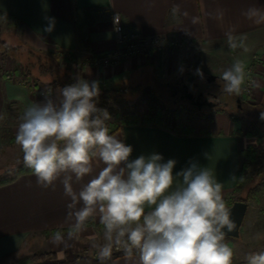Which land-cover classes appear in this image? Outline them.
<instances>
[{
  "label": "crops",
  "instance_id": "0c3cea01",
  "mask_svg": "<svg viewBox=\"0 0 264 264\" xmlns=\"http://www.w3.org/2000/svg\"><path fill=\"white\" fill-rule=\"evenodd\" d=\"M173 6L180 10L176 17L171 14ZM250 8L264 12V0H0V15L9 19L12 35L19 44L34 50L59 51L68 57L75 77L98 81L99 88L156 77L160 73L169 76L188 67L194 58V50L187 54L168 47L126 58L110 67L86 63L90 54L106 53L117 46L114 32V16L117 15L126 32L162 36L197 47L201 55L199 68L209 73L222 74L235 60H241L245 67V82L239 93L241 103L258 104L264 100V22L249 19L245 13ZM193 18H198L195 23ZM50 24L54 27L49 32L45 29ZM230 31L237 38H246L247 51L229 48L226 34ZM2 63L0 50V163L2 152L10 144L3 119L8 109L24 112L32 103L43 102L42 93L52 90L55 96V90L64 87L37 84L31 88L22 82L21 73L6 72ZM241 121H234L229 112L219 110L207 118L198 117L187 123L193 129L189 135H177L156 124L122 125L112 135L132 146L130 159L156 152L165 162L176 160L174 174L190 160L208 167L222 183L225 200L241 173L242 149L255 141V137L238 131ZM92 165L93 172L82 180L77 181L73 175L74 191L78 192L104 166L98 159H94ZM62 180L63 176L53 186L45 188L30 172L0 185V264L23 247L29 237L68 228L70 222L66 213L70 198L64 194ZM258 204L264 211V197ZM95 222H99L98 217ZM92 235V226H88L79 241L68 240L57 250L84 246L82 238ZM51 245L49 250L54 251V243ZM103 264H139V258L135 252L131 257L122 252ZM233 264H246V259Z\"/></svg>",
  "mask_w": 264,
  "mask_h": 264
},
{
  "label": "clouds",
  "instance_id": "9594fccd",
  "mask_svg": "<svg viewBox=\"0 0 264 264\" xmlns=\"http://www.w3.org/2000/svg\"><path fill=\"white\" fill-rule=\"evenodd\" d=\"M179 11L173 6L172 16ZM245 15L255 23L264 22L259 9L250 8ZM226 35L230 49L247 51L245 37L237 38L231 31ZM220 80L223 93L238 95L245 82L242 61L235 60ZM42 95L43 102L25 109L15 143L40 186H53L63 176L70 223L66 231L52 233V243L78 240L98 217L103 243L92 246L102 264L111 259L113 248L128 257L137 253L139 264H233L234 251L225 237L237 225L223 198V185L208 167L190 160L174 174L177 161L165 162L156 152L130 159L132 146L110 134L106 122L111 116L97 106L98 81L77 78L57 88L55 96L52 90ZM94 159L104 166L74 191L73 175L77 181L90 175ZM246 264H264V251L250 253Z\"/></svg>",
  "mask_w": 264,
  "mask_h": 264
},
{
  "label": "rangeland",
  "instance_id": "374dc122",
  "mask_svg": "<svg viewBox=\"0 0 264 264\" xmlns=\"http://www.w3.org/2000/svg\"><path fill=\"white\" fill-rule=\"evenodd\" d=\"M12 31L9 19L0 15V42H4V45L0 43V50L2 51L3 56V63L1 67L6 72L13 73L15 71V73L17 72L18 74H22L26 63L34 61V58H29L28 48L30 47L21 43L19 44L14 35H12ZM169 47H175L178 51H180L174 45ZM32 50L40 53L43 59H51L53 65H56V68H59L60 75L66 70L67 65H71L68 57H65L57 50ZM192 50H194L193 61L188 67L183 68L181 71L175 74L173 73L169 76H164V74L160 73L156 77L150 76L138 78L126 83V85H139V87L136 90L127 91L121 96L122 98L118 99V101L109 104L111 119L106 122L107 127L110 129L111 125H113V123L121 116L135 117L145 115L161 119L167 124H174L177 120H180L182 122L184 121V124L186 125L198 117L207 118L213 112L219 111H211L210 109L204 108L202 109L203 113L195 110L188 111V105L186 103L184 104V102L181 103L180 99L171 93L175 90L173 84L176 79L180 76L185 79L188 71H192L200 67V49L191 46L190 51ZM190 51H185V53L188 54ZM88 57L86 58V63L89 64ZM6 68H9L10 70H7ZM213 74L221 76L220 72ZM22 82L24 83V80H22ZM48 83V80L37 82L34 76H31L28 79V85L31 88H34L37 84L48 86ZM238 96H240V94H238ZM240 106V109H225V111L237 114L238 120L242 119L239 124L238 131L256 138L261 131H264V123L259 124V122L264 121V119H261V113H264V111L257 113L245 103H240ZM23 113L24 112L21 111H13V109L9 108L5 114V118H3L5 125H7V132L10 135V144L8 148L2 152L4 154L0 163V180H4L13 174V165L21 154L20 147L15 143V136L18 126L21 123ZM253 171L254 170L251 166H247L244 172L247 176H252ZM257 179L258 178L256 176H252L247 187L253 185ZM92 229L93 235L91 237L82 238L84 246L79 245L74 248V250L67 248L57 250V247L62 246V244H54L53 249L55 250H49V248H51L50 246H52L49 235H33L27 239L23 247H21L17 252L9 255L2 262V264H85L98 262L100 261L98 255H96V257H88L81 262L73 261V255L75 253L86 252L90 256L93 253L97 254L98 250L92 245L93 242L103 243V229ZM225 242L234 251L233 263L241 259H246L250 253L260 252L264 249V211L259 209L258 201H252L248 204L246 214L240 227L239 237H226ZM47 252H55L57 253V256L52 260L37 259L38 256Z\"/></svg>",
  "mask_w": 264,
  "mask_h": 264
},
{
  "label": "trees",
  "instance_id": "16d2710c",
  "mask_svg": "<svg viewBox=\"0 0 264 264\" xmlns=\"http://www.w3.org/2000/svg\"><path fill=\"white\" fill-rule=\"evenodd\" d=\"M4 45V42H0ZM28 56L29 58H34V61H29L23 68L22 80H24V84L28 85V79L31 76L36 78L37 82H41L44 80H48V86L54 85H70L76 81L71 68V65L66 66V70L60 75L59 68H56V65H53L52 60L49 58L43 59L40 53L33 51L31 48H28ZM139 85H126V83L120 85L109 86L105 88H100V95L98 97V107L107 109L109 111V104L112 102L118 101L121 96L124 95L127 91H133L138 89ZM248 107L252 108L257 113L264 111V100H262L258 104H247ZM188 111H194L192 109H187ZM217 110H225L224 108H220ZM229 115L232 120H238V115L229 112ZM264 123V121L259 122V124ZM131 124H143V125H151L156 124L158 126L169 129L171 132L177 135H189L193 133V129L191 127L186 126L182 121L177 120L174 124L164 123L161 119H158L153 116H121L117 121L111 125L109 129L110 134L116 132L120 126L122 125H131ZM242 157V168L237 183L230 193V195L225 199L226 206L232 204V202L236 200H243L248 204L252 201H258L262 197H264V131H261L255 138L254 144H250L241 151ZM247 166H251L253 168L252 176H256L257 181L248 186L249 180H251L252 176H247L245 174V168ZM31 170L26 168L23 164V154L21 152L20 156L17 158L13 165V174L5 178L4 180H0V185L12 182L16 179L17 176L30 173ZM243 178V179H241ZM88 226H92L95 230L103 229L99 222H90ZM67 228H62L59 230L66 231ZM55 230L52 229L48 231H44L43 234L50 235ZM123 250H117L113 248V253L111 258H114L122 253ZM97 254L93 253L91 256L86 253H75L73 255V261L81 262L88 257H96ZM57 253L55 252H47L41 254L37 257V259H55Z\"/></svg>",
  "mask_w": 264,
  "mask_h": 264
},
{
  "label": "built area",
  "instance_id": "2783aa9c",
  "mask_svg": "<svg viewBox=\"0 0 264 264\" xmlns=\"http://www.w3.org/2000/svg\"><path fill=\"white\" fill-rule=\"evenodd\" d=\"M114 32L116 35L117 46L106 53L90 54L88 62L94 67H110L120 64L124 59L142 54H147L161 48L176 46L180 51H190L191 45L169 39L162 36L146 37L138 32H126L118 21L117 15L114 16ZM247 91L249 89L247 88Z\"/></svg>",
  "mask_w": 264,
  "mask_h": 264
},
{
  "label": "flooded vegetation",
  "instance_id": "af4514ba",
  "mask_svg": "<svg viewBox=\"0 0 264 264\" xmlns=\"http://www.w3.org/2000/svg\"><path fill=\"white\" fill-rule=\"evenodd\" d=\"M185 83L187 84L186 86H184ZM222 84L223 82L219 80V82H212L207 86L206 81L204 79H201L199 76L190 82H186V78L183 79V77L180 76L175 80V83L173 84L175 90H173L171 93L172 95H176L180 99L181 103H186L188 105V109H192L201 113H203V108L209 109L207 106L208 101L216 104V107L210 109L211 111L220 108L229 110L234 108L240 109L241 106L236 102V97L240 96L236 94L228 95L226 93H223L221 90ZM188 92H191L193 96L188 97ZM199 93H201V95L198 98L199 104H197L195 103V101L197 100L196 95ZM225 103L226 106H223V104Z\"/></svg>",
  "mask_w": 264,
  "mask_h": 264
},
{
  "label": "water",
  "instance_id": "95a60500",
  "mask_svg": "<svg viewBox=\"0 0 264 264\" xmlns=\"http://www.w3.org/2000/svg\"><path fill=\"white\" fill-rule=\"evenodd\" d=\"M200 70V72H202V76L197 72V69L192 70V71H188L187 75H186V82H190L193 79H195L196 77H200L201 79H204L206 81L207 86L212 83V82H216L220 80L219 75L213 74V73H209L206 72L204 69L202 68H198ZM222 81V80H220ZM223 82V81H222ZM187 84L185 83L184 86H186ZM205 85V84H203ZM206 86V87H207ZM201 95V93L196 95V101L195 103H198V98ZM188 97L193 96V94L191 92H188L187 94ZM236 102L240 105L241 102V98L240 97H236ZM207 106L209 109H212L213 107H216V104L213 102H207ZM223 106H226V103L223 104ZM228 110V109H227ZM228 208L231 211V219L234 220V222L236 223L237 227L233 232L227 233L226 237H233V238H237L239 237L240 234V227L241 224L243 222L244 216L246 214L247 208H248V203L243 201V200H236L234 202H232L231 205L228 206ZM225 237V238H226Z\"/></svg>",
  "mask_w": 264,
  "mask_h": 264
}]
</instances>
